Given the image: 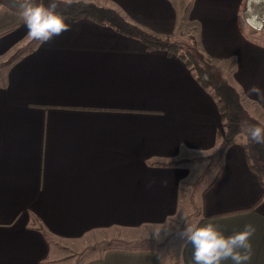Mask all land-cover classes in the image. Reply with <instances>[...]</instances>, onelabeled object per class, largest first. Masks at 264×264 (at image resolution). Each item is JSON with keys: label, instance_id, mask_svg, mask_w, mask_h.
<instances>
[{"label": "crops", "instance_id": "crops-1", "mask_svg": "<svg viewBox=\"0 0 264 264\" xmlns=\"http://www.w3.org/2000/svg\"><path fill=\"white\" fill-rule=\"evenodd\" d=\"M61 1L112 10L168 40L187 23L206 65L227 64L220 77L251 112L247 128L264 127V102L248 92L264 90V39L247 35L256 31L243 23L247 0ZM65 17L69 31L32 41L0 69V264H74L85 235L177 212L225 235L252 225L249 264H264L258 147L242 130L224 141L226 100L168 49L104 18ZM27 39L21 11L1 6L0 57ZM98 250L78 264H163L151 246ZM178 264H193L184 238Z\"/></svg>", "mask_w": 264, "mask_h": 264}, {"label": "rangeland", "instance_id": "rangeland-1", "mask_svg": "<svg viewBox=\"0 0 264 264\" xmlns=\"http://www.w3.org/2000/svg\"><path fill=\"white\" fill-rule=\"evenodd\" d=\"M24 2V0H13L12 2ZM40 0H37L39 2ZM11 2V1H10ZM21 3V4H22ZM20 5V4H19ZM7 6V5H6ZM21 11V9L19 8ZM261 15H264V4L260 5L257 9ZM243 18L245 13H241ZM189 25L183 23L181 30L175 32L171 37H169V42L180 47L181 50L185 48L192 51L197 57V53L201 55L198 50V46L195 39V34L190 31ZM247 35L254 37L255 40L264 39V31H252ZM33 39L29 35L26 42L17 45L15 48L11 49L6 55L0 57V69L3 68L7 62H9L20 50L21 48L27 47ZM19 47V48H18ZM197 51V52H196ZM202 70L205 75H207V81L210 82L212 88L216 90L217 96L225 99L223 103L224 107L231 114L238 115V121L240 123L239 131L247 132V123L252 120L251 112L247 111V105L243 103L237 96V92L232 89L231 85H226L224 78L227 80L228 66L227 64H201ZM220 69V70H219ZM224 77L223 80L220 77ZM221 84L219 85V82ZM222 85V86H221ZM231 87L232 92L227 93V91L222 90L223 88ZM221 89V90H220ZM239 131L237 133H239ZM241 131V132H242ZM236 133V134H237ZM257 146L258 150L254 151L255 164L256 166L262 167L264 165V160L261 159L263 155L264 146L260 144L251 145V147ZM261 176H264L262 174ZM192 211V210H191ZM192 220V215H182L177 212L171 217L167 218L160 225L155 226H144L134 230L129 229H105L97 230L85 235L73 243L72 247L73 257H75L74 264H78L87 257L97 254L98 249L102 246L108 244L123 245V246H146L153 247L161 254V259L163 264H178L179 249L183 236L181 233L186 227H189ZM128 244V245H125Z\"/></svg>", "mask_w": 264, "mask_h": 264}, {"label": "clouds", "instance_id": "clouds-1", "mask_svg": "<svg viewBox=\"0 0 264 264\" xmlns=\"http://www.w3.org/2000/svg\"><path fill=\"white\" fill-rule=\"evenodd\" d=\"M264 0H247L246 15L243 23L256 31H264V15L257 10ZM58 0H48L45 5L37 0H24L19 5L29 35L33 40L47 43L64 32L70 30L66 17L57 11ZM250 95L255 94L264 102V90L253 85L248 89ZM250 142L264 146V127L250 125L246 132ZM255 232L252 225L225 235L215 224L186 227L181 235L192 246L193 264H249L252 255L251 237Z\"/></svg>", "mask_w": 264, "mask_h": 264}, {"label": "trees", "instance_id": "trees-1", "mask_svg": "<svg viewBox=\"0 0 264 264\" xmlns=\"http://www.w3.org/2000/svg\"><path fill=\"white\" fill-rule=\"evenodd\" d=\"M10 1L13 0H0V7L7 8L9 10H19V4L22 2H14L11 3ZM38 3L47 4L48 0H40ZM7 5V6H6ZM58 9L57 11L62 13L64 16L70 15V16H80V15H89V16H95L96 18H104L106 22L115 25L119 30L125 34L133 35L138 37L143 43H145L149 47H159V48H166L172 53L178 55L183 62L190 67L193 72L195 73V76L197 80L201 84H208L207 81V75L203 73L202 70V63L206 64L205 59L203 58V54L201 52H198L201 54L199 55L197 53V57H195V54L192 53V51L188 49L181 50V46L178 47L171 42L168 41L166 38L156 37L149 35L145 32L139 31L135 27L126 24L125 22H121L120 17L117 16V14L109 9H99L94 7L91 3L86 2H65L61 1L58 2ZM37 40H33V42H36ZM197 52V51H196ZM224 90L227 91V93H231L232 89L229 87H224ZM223 115L225 117V130L223 133V139L225 142H229L239 131L240 129V123L238 121V115L231 114L229 111H227L223 105ZM264 163V162H263ZM251 166L254 168V170L257 172L258 175L264 174V165L262 167L256 166L251 164ZM264 194V191L261 192V195L258 197L257 201L262 197Z\"/></svg>", "mask_w": 264, "mask_h": 264}, {"label": "water", "instance_id": "water-1", "mask_svg": "<svg viewBox=\"0 0 264 264\" xmlns=\"http://www.w3.org/2000/svg\"><path fill=\"white\" fill-rule=\"evenodd\" d=\"M11 3H14V2L11 1Z\"/></svg>", "mask_w": 264, "mask_h": 264}]
</instances>
